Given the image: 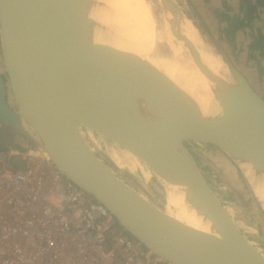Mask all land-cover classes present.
<instances>
[{"label": "water", "instance_id": "obj_1", "mask_svg": "<svg viewBox=\"0 0 264 264\" xmlns=\"http://www.w3.org/2000/svg\"><path fill=\"white\" fill-rule=\"evenodd\" d=\"M167 4L179 15L173 1ZM94 9L86 0H0L2 130L11 128L24 147L43 149L122 228L172 264H264L204 182L183 142L211 144L264 170V97L217 46L227 73L202 85L201 94L210 92V103L201 104L194 95L160 108L144 98L149 70L135 54L116 47ZM112 65L136 71L135 103L121 113L114 111L104 88ZM81 128L114 139L149 169L151 163L169 169L153 144L177 134L193 172L189 185L174 184L198 196L218 234L168 217L162 205L156 207L123 183L90 151Z\"/></svg>", "mask_w": 264, "mask_h": 264}, {"label": "bare ground", "instance_id": "obj_2", "mask_svg": "<svg viewBox=\"0 0 264 264\" xmlns=\"http://www.w3.org/2000/svg\"><path fill=\"white\" fill-rule=\"evenodd\" d=\"M86 2L94 6L93 15L104 19L103 23L110 29L109 36L115 39L116 47L135 54L149 70L151 81L144 96L146 100L155 102L162 109L186 102L194 95L199 99L201 97V104L210 103V92L201 94V87L210 78L226 76V66L203 43L187 18L172 14L168 8L170 3L166 5V0ZM135 75L136 71L129 67L109 66L104 88L116 113L125 112L135 103ZM178 138L172 132L153 144L156 152L164 154L167 164H170L169 169L151 163L149 170L129 152H126L123 160L131 170H142L143 176L153 174L162 182L164 202L161 211L165 215L194 230L217 235L218 231L212 226L208 211L200 204L198 196L192 192L185 193L182 187L174 184L176 180L189 185L193 172ZM232 155L252 195L264 211V170L250 164L248 159L240 158L237 153Z\"/></svg>", "mask_w": 264, "mask_h": 264}, {"label": "built area", "instance_id": "obj_3", "mask_svg": "<svg viewBox=\"0 0 264 264\" xmlns=\"http://www.w3.org/2000/svg\"><path fill=\"white\" fill-rule=\"evenodd\" d=\"M48 159L0 146V264H172Z\"/></svg>", "mask_w": 264, "mask_h": 264}, {"label": "rangeland", "instance_id": "obj_4", "mask_svg": "<svg viewBox=\"0 0 264 264\" xmlns=\"http://www.w3.org/2000/svg\"><path fill=\"white\" fill-rule=\"evenodd\" d=\"M172 1L181 18L185 17L191 22L203 43L216 54L219 55L218 46L232 61L236 60V53L240 54L242 50L249 52V56L259 50L264 57V38L258 42L260 34L252 42H250L252 34L243 35L242 39L247 41L246 44L239 43V40L234 38V33L228 28L229 22L236 19L230 16L232 12L230 3L222 2L214 9L211 7L207 9L195 2L191 4L186 0ZM238 1L241 2L240 5L244 10L243 16L246 17L247 1ZM1 54L0 47V63L2 62ZM250 62L253 63L252 60ZM259 70L263 75L264 69L259 68ZM260 79L264 83V77ZM260 94L264 97V84ZM80 133L88 148L92 149V153L118 179L156 207L163 204L162 182L153 174L143 176L142 170H131L127 162L123 160L126 152L142 161L140 163L143 165L144 161L141 158L107 136L91 133L90 130L84 128L80 129ZM183 142L204 182L222 205L229 219L245 240L264 257V211L252 195L238 165L226 152L211 144L193 140ZM21 144L24 145L23 142Z\"/></svg>", "mask_w": 264, "mask_h": 264}, {"label": "crops", "instance_id": "obj_5", "mask_svg": "<svg viewBox=\"0 0 264 264\" xmlns=\"http://www.w3.org/2000/svg\"><path fill=\"white\" fill-rule=\"evenodd\" d=\"M187 2L191 3L195 2L196 4H200L204 6L205 8L211 7L214 9L215 7H218L222 4V2L230 3L231 10L230 16L233 18H239L240 20H243V25L234 32L233 36L235 39H238L239 43L244 42V44L247 43V41L242 39L243 35L252 34L253 37H251L250 42L257 39V35L264 34V8L258 6L254 14L250 18H246L243 16L242 7L240 5L241 2L238 0L234 2L233 0H186ZM251 4L254 3V0H245ZM248 6V5H247ZM250 9H247V12H249ZM236 60L234 61L238 70L246 77V79L249 81L251 86L260 93L261 90H263V82L260 78L263 79L264 74H260L259 68L264 69V57L262 53L258 50L256 53H251V56H249V52L246 53L245 50L240 51V54L236 53L235 56ZM250 60L253 61V63L250 62ZM258 65V66H257ZM18 143V142H17ZM16 143L15 146L19 148H23L25 145L21 144L20 141L18 144Z\"/></svg>", "mask_w": 264, "mask_h": 264}, {"label": "trees", "instance_id": "obj_6", "mask_svg": "<svg viewBox=\"0 0 264 264\" xmlns=\"http://www.w3.org/2000/svg\"><path fill=\"white\" fill-rule=\"evenodd\" d=\"M247 5L250 11L247 12L246 18H250L254 14L258 6L264 8V0H254L253 4L249 3ZM242 25H243V20L236 18L233 21L229 22L228 28L232 31V33H234ZM263 38H264V34H260V36H258V42ZM11 130L12 129L10 128V129L3 131L2 128L0 127V146L9 147V146L16 145V140Z\"/></svg>", "mask_w": 264, "mask_h": 264}, {"label": "flooded vegetation", "instance_id": "obj_7", "mask_svg": "<svg viewBox=\"0 0 264 264\" xmlns=\"http://www.w3.org/2000/svg\"><path fill=\"white\" fill-rule=\"evenodd\" d=\"M248 4V3H247Z\"/></svg>", "mask_w": 264, "mask_h": 264}]
</instances>
